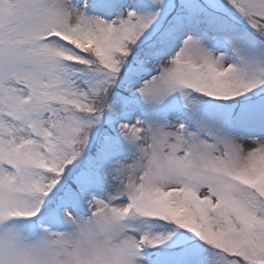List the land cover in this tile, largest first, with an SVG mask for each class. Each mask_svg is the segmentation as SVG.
<instances>
[{
    "label": "snow or ice",
    "instance_id": "1",
    "mask_svg": "<svg viewBox=\"0 0 264 264\" xmlns=\"http://www.w3.org/2000/svg\"><path fill=\"white\" fill-rule=\"evenodd\" d=\"M0 264H264V0H0Z\"/></svg>",
    "mask_w": 264,
    "mask_h": 264
}]
</instances>
